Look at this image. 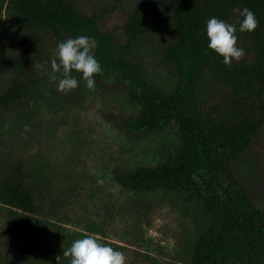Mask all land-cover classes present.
<instances>
[{
  "label": "trees",
  "instance_id": "1",
  "mask_svg": "<svg viewBox=\"0 0 264 264\" xmlns=\"http://www.w3.org/2000/svg\"><path fill=\"white\" fill-rule=\"evenodd\" d=\"M4 4L24 46L17 55L8 52L7 39L0 42V57L11 72L0 91V110L31 96L48 76L61 77L51 73V60L36 59L45 40L41 32L55 42L92 38L103 69L94 77L95 87L120 91L137 107L118 123L121 132L137 136L172 130L175 136L171 149L164 148L169 152L164 159L114 169L112 181L131 192H163L197 203L203 219L191 244L190 264H264V200L250 181L256 174L253 147L264 133V0H112L99 8L88 0H0ZM122 4L126 16L120 27L104 29V14ZM245 7L259 22L252 32L239 31L243 18L237 10ZM213 17L237 26V47L245 55L230 66L208 48L206 24ZM158 34L165 36L155 43L161 63L172 74L163 85L135 54L141 41ZM72 75L86 84L82 73ZM0 207L6 212L0 224V264H39L37 259L25 262L27 245L20 246V240L43 241L47 231L34 216L38 207L22 161L0 166Z\"/></svg>",
  "mask_w": 264,
  "mask_h": 264
},
{
  "label": "rangeland",
  "instance_id": "2",
  "mask_svg": "<svg viewBox=\"0 0 264 264\" xmlns=\"http://www.w3.org/2000/svg\"><path fill=\"white\" fill-rule=\"evenodd\" d=\"M88 2L99 8L110 6L112 0ZM5 7L0 6V42L7 39L8 52L19 55L24 37ZM125 16L122 4L104 14L103 28H119ZM40 34L45 40L36 59L48 62L55 57L60 41H52L44 31ZM158 35L141 41L135 54L146 73L163 85L172 74L161 63L155 43L165 36ZM10 77L0 57V91ZM56 77L48 76L46 84L10 110H0V166L16 160L24 163L38 207L34 216L43 220L47 229L41 242L20 240V246L27 245L25 262L37 259L39 264H70L71 258L63 252L75 240L93 235L123 252L126 264H190L191 244L203 219L197 203L169 193L131 192L111 179L114 169L123 171L164 159L173 144V131L129 136L121 132L118 123L135 114L137 107L125 94L111 87L106 88L109 92L97 87L92 91L80 83L64 93L57 90L61 77ZM218 93H214L215 102ZM206 97L210 103L211 95ZM253 148L256 174L250 181L257 197L264 200V133L258 135ZM5 218L0 207V224Z\"/></svg>",
  "mask_w": 264,
  "mask_h": 264
},
{
  "label": "clouds",
  "instance_id": "3",
  "mask_svg": "<svg viewBox=\"0 0 264 264\" xmlns=\"http://www.w3.org/2000/svg\"><path fill=\"white\" fill-rule=\"evenodd\" d=\"M237 11L243 18L239 23L240 32H252L258 27L259 22L253 11L247 7ZM236 32L235 24L216 17L207 21L208 48L220 55L225 65L230 66L234 60L239 61L245 55L244 48L237 47ZM95 47L96 41L86 35L68 38L58 43L55 57L50 64L51 73H59L62 77L58 80V91L68 93L79 86V81L72 75L73 71L82 73L86 87L95 90L94 77L103 71L100 62L94 56ZM37 67L44 68V65L38 64ZM51 78L57 79L56 75H51ZM63 255L71 258L70 264H126L123 252L99 242L93 235L75 240Z\"/></svg>",
  "mask_w": 264,
  "mask_h": 264
}]
</instances>
